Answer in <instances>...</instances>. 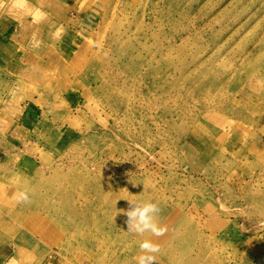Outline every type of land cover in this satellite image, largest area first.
<instances>
[{
	"label": "rangeland",
	"instance_id": "obj_1",
	"mask_svg": "<svg viewBox=\"0 0 264 264\" xmlns=\"http://www.w3.org/2000/svg\"><path fill=\"white\" fill-rule=\"evenodd\" d=\"M8 1L0 264H264V0Z\"/></svg>",
	"mask_w": 264,
	"mask_h": 264
},
{
	"label": "clouds",
	"instance_id": "obj_2",
	"mask_svg": "<svg viewBox=\"0 0 264 264\" xmlns=\"http://www.w3.org/2000/svg\"><path fill=\"white\" fill-rule=\"evenodd\" d=\"M21 199L27 200L28 197L22 193ZM129 202L132 207L127 211L128 230H134L137 233L152 232L155 235L163 234L165 229L160 227L155 220V215L160 211L155 203L150 201L141 203ZM140 248L144 254L138 257V264H153L156 257L152 253L159 252V246L150 240H144L140 244Z\"/></svg>",
	"mask_w": 264,
	"mask_h": 264
},
{
	"label": "crops",
	"instance_id": "obj_3",
	"mask_svg": "<svg viewBox=\"0 0 264 264\" xmlns=\"http://www.w3.org/2000/svg\"><path fill=\"white\" fill-rule=\"evenodd\" d=\"M10 5V6H14L15 5V0L14 1H12V2H7L6 4H4V5ZM2 10H4V12H6V13H9V11H10V8H3ZM40 11V10H39ZM39 14H40V16H39V18H42L41 16L43 15V12H38ZM33 21H35V20H33ZM30 22V21H29Z\"/></svg>",
	"mask_w": 264,
	"mask_h": 264
}]
</instances>
